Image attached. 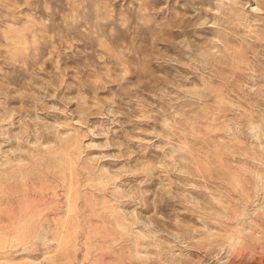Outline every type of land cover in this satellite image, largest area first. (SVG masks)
Returning <instances> with one entry per match:
<instances>
[{"label":"rangeland","instance_id":"1","mask_svg":"<svg viewBox=\"0 0 264 264\" xmlns=\"http://www.w3.org/2000/svg\"><path fill=\"white\" fill-rule=\"evenodd\" d=\"M0 264H264V0H0Z\"/></svg>","mask_w":264,"mask_h":264}]
</instances>
